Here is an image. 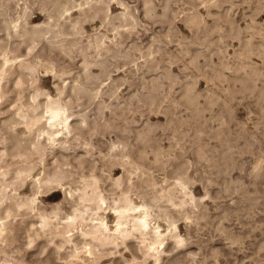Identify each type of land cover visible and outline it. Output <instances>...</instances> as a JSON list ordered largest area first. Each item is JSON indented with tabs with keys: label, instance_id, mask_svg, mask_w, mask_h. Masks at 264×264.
<instances>
[{
	"label": "bare ground",
	"instance_id": "6f19581e",
	"mask_svg": "<svg viewBox=\"0 0 264 264\" xmlns=\"http://www.w3.org/2000/svg\"><path fill=\"white\" fill-rule=\"evenodd\" d=\"M33 1H35V0H33ZM223 2H225V0H213L209 5H216V6L222 5V6H224L222 4ZM241 2L242 1H240V3ZM253 2L254 1H252V3ZM232 3H235V2L233 1ZM236 3H238V2L236 1ZM245 3H247V2L245 1ZM261 3H263V2L261 1ZM261 3H260V5H261ZM225 5H227V4H225ZM232 5H234V4H232ZM120 6H123L122 3ZM192 6H191V8L196 7V6H194V7H192ZM167 7H168V2H166L165 5L162 7L163 8L161 11L162 13L158 15L157 12L155 11V7L152 3V0H143L142 1V7H141V13L143 14L144 17H146V19L147 18L152 19L155 16H162L163 17V16L167 15ZM256 7H258V6H256ZM206 8H204V9H206ZM212 8H214V7H210L209 9H212ZM195 9H197V7ZM40 10L45 13L44 19L40 23L29 24L27 21L28 7L26 5L23 6L21 11H19L16 16L4 17L3 8L1 7V4H0V17L2 16V19H1L2 22H1L0 30L3 31V34L0 35V56H1V59H0V99L3 98L2 96L5 94V91H3L4 84L6 85L7 81H9L10 79H13V82H14V83L12 82L13 84L10 85V88L13 92H16L15 95L17 96L15 99V104L13 105L14 108H11L9 106L13 110H11L10 114L7 117L2 118L0 120V130H4L5 133L7 134L6 138H0V143H4V142L8 143V148H7L8 150L7 149H1L3 146L0 147V161L5 162V160H6L5 158L8 154L12 155L13 158H16V159H12L11 161H8L5 165V167H3L0 164V264H20V263L14 261L12 259V256L10 255V253L14 252L16 250H14L12 248L7 249L6 248V244H7L6 240H8L9 234L11 232H13V229H14L13 219H14V217L16 215L23 214V213H25L29 217L35 218V220L28 221V223H27L28 226H26L27 228H25L26 229V236L28 238V241H27L26 246H25V251H27V248L29 246H31L32 242L34 240H36L38 237L43 236L47 239H49V238L51 239L52 236H54V237L58 236L60 238V241L58 243H56V241L53 243L54 244V251L57 254H59L60 249L62 247H64L65 245L70 246L69 252L68 253L66 252L67 253L66 256H63L64 262L61 264H96L99 262L100 258H102L103 256L108 255V254H117V253H118L119 257L123 259V264H130L131 261L132 262L134 261L137 264H147L146 261L149 258L152 260V264H163V261L165 259V253L172 250V249H175L179 246H182L185 243V239H186L183 237L184 235L183 236L181 235L182 233L180 234L177 231L178 226L176 224L177 223L176 222L177 218L175 216L176 211L173 212L172 211L173 209L171 210L170 207L180 208V210L184 214L183 217L185 216L186 219L189 218V220L192 219L194 222H200V221L207 222L208 219L206 218L207 217L206 213L203 212V211H205L204 210L205 206H204V203L202 202L203 198H200L201 196L196 197L191 192L192 188L189 189V186H188L190 179L185 174V173H187V170L185 171V173L181 170L182 166L185 162L183 164H182V162L180 164L179 163L174 164L171 167L170 161H172L173 158L170 161L168 160L169 161L168 163H170V164L165 162L168 159L167 157L169 154L167 152L169 150L167 149L168 151L166 150V152L164 153V155H166V153L168 154L167 157H164V158H166V160L164 161L162 156H163V152L165 150L162 151L161 148L163 146L160 148L159 145L158 146L155 145L158 148L153 149L151 151V153H153V157H152L153 160H150L151 159L150 158L148 161L147 158L150 155V154L148 155V150L143 148L142 146L141 147L139 146V148H137V146L140 145V143H142L144 145L147 143L146 145H148V141L151 142L150 133H151V129H153V127L150 125L151 123L147 124L146 120L145 121H146L147 126L145 129L140 127L142 125L141 124L139 126L140 130L138 128V131L137 132L135 131L136 134L133 132L135 134L134 140H136V142L137 141L140 142L137 146L135 145L137 148L136 152L132 150L133 153H135V156L131 155V150L128 147V142L120 139V137H122V136L119 137L117 135L119 137V138L117 137L118 140L117 139L115 140V138H116L115 137L114 138L115 141L111 143L110 152L108 153V157H112V158H110L111 164H113V163L114 164L117 163L118 165L120 164V166H122L123 171H124V175L121 174V172H120L121 175H119L117 177L115 175V177L113 176L114 177L113 178L110 175V173H112V171L110 172L111 167H110V169H108L107 175L109 176V181H110L109 183H110L111 187L112 186L115 187V189H110V191L108 190L110 193H112V196L110 195V197H109L103 193V182H102L103 179L101 178V176L97 172L95 173L94 171L89 175V177H86V175L85 176L81 175L80 180H77L76 182L75 181L69 182V185L62 190L64 193V200L70 206V209H68V211L65 213L61 212V205L59 203H56L55 205L51 206V208L48 210L43 205L42 199L40 198V194L46 193L45 191H47L50 188L63 185L64 181L67 180L71 176V172L67 169L68 167L65 169L63 167V164H66V162L69 161L66 158L67 153L64 151H67V150L70 151V149L72 148V145H71L72 140L79 141V143H84L85 145H89V147H90V145H91L90 137H92L94 134H98V131L100 129L103 131H105V130L110 131L111 130V132L113 133L114 130H112V129L115 128V126L117 124L113 125L110 120L105 119L106 117H104V119L106 120L104 122H102L101 120H97V118L99 119L100 117L107 116V114L104 115V111L106 108H111L110 101H109V104H107V102H105V101L102 102L101 96H103L104 93H106L107 95L109 94V96H116V94H119V93H117V89H119V87H118L119 85H117V81H119L120 78L119 77L113 78L111 76L112 64L116 67V69H118L119 66L115 65L113 61L121 60L123 64L124 63H128V64L132 63L136 69L143 66L146 68L147 72L152 73L150 75V77L148 79H146V77L144 75V74H146V72H145L142 75V79H143L142 82L139 79L140 80L139 83H141L140 84V86H141L140 90H143L144 92L146 90V93L148 91V93L146 94L145 97L147 99H149L150 102H152V103L156 99V95L158 93V90H160V87H159L160 82L159 81H160V79H162L161 77L173 79L174 74L172 73V71L169 70L170 68L165 69L164 71L162 70L163 72L160 73L161 75L154 74L157 71L158 72L160 71V70H158V68H159V63H161L160 62L161 60L160 61L157 59L155 60L156 54L153 55L155 51L157 52L161 49L159 46L156 47L157 42L154 43L155 48L152 47V44L149 45L148 47L146 44V48L144 47L145 48L144 50H142L140 47H138L137 44H135L134 42H127L128 38L132 35L133 30L135 29V27L138 24V18H137V15L135 14V9H133L131 7L125 6V7H123V9L121 11H119L117 13H112L108 0H45V1L40 2ZM207 10H208V8H207ZM262 10H264V9H262ZM191 11H192V9H191ZM73 12H76V14L73 15ZM193 12H194V9H193ZM214 12H216V11H214ZM214 12H213V14H214ZM255 12L256 11H254V13ZM211 14L212 13H210V16H211ZM216 14H217V12L214 15H216ZM186 15H187V13H186ZM203 15H204V13H203ZM220 15H222V14H220ZM249 15H251V14H249ZM201 16L199 14H196V13H192V14L186 16V21H185L186 24L184 23V25H187V24L191 25V26L194 25L192 27H195V26L197 27L196 30L199 32L200 36H201L200 33H202L203 35L205 34L204 36L202 35V38L198 37V40H196V41L193 40L190 43L193 44L194 46H196L197 44L205 45V47L207 49L211 45L210 44L211 40H207V39H209L207 37L210 36L211 33H213L212 35H214L216 33V31H218V28L220 29V26L217 27L212 22L213 27L211 26L212 27V28L210 27L211 29H209V28L208 29H205V28L202 29L201 27L206 26V25L204 22L205 20H203ZM144 17H142V18H144ZM220 17H221L220 19H223V22H230V20H231V19L229 20L227 18L228 21L227 20L224 21L225 17L224 18H222V16H220ZM253 17H255V15ZM218 18H219V12H218ZM205 19H207V18H205ZM96 20L99 22V26L104 28V31L99 30V29H95L93 32L88 33L86 31V28H85V23H93ZM150 22H147V23H150ZM214 22H216V21H214ZM232 22H233V19H232ZM249 22L251 23V21H249ZM252 22H253V24L256 23V21L255 22L252 21ZM141 23H142V21H141ZM143 23H142V26L144 25V27H145V24H143ZM235 24H237V22ZM257 24H255V25H257ZM188 25H187V27H188ZM218 25H220V24H218ZM227 25H228V23H227ZM231 26H232V24H231ZM235 26L237 27V25H235ZM245 26H246V24H245ZM192 27H191V29H192ZM233 27H234V25L232 27H229V28H232L233 33H234V30H236L237 28L234 27L235 28L234 29ZM241 27L243 28V26H241ZM171 28H172V26L169 27L168 31L171 30ZM222 28L223 27L221 25V30H225V27L223 29ZM146 30L147 29L145 28V31ZM228 30H231V29H228ZM239 30H240V28H239ZM220 31H218L217 33H219ZM108 32H110L111 36L109 35ZM134 32H135V30H134ZM231 32H232V30H231ZM255 32H257V34H258V32H260V30L259 31L255 30ZM224 33H226V31ZM229 33L230 32L228 31V33H226V34H229ZM253 33H254V30H253ZM191 34H192V31L190 33V36H191ZM263 34H264V32H263ZM155 35H157V34H155ZM212 35H211V37H212ZM215 35H217V34H215ZM225 35L223 37L227 36V35L226 36ZM230 35H231V33H230ZM254 35H256V34H254ZM162 36L165 37L166 39H168L169 41L172 40L169 33H164ZM183 36H185V35H183ZM186 36H188V35H186ZM196 37H194V38H196ZM227 37H229V36H227ZM232 37L235 38L234 36H232ZM241 37H243V36H241ZM261 37H263V35ZM218 38H219V36H218ZM138 39H139V37L137 38V40ZM185 39H182V40H185ZM148 40L150 41V39H148ZM153 40L159 42L160 37H153ZM182 40H181V43L183 44ZM11 41L16 42V45L14 46L15 49H18L21 45H23L26 48H29V50L26 52V56L31 55V53L33 52V49L36 47V44H35L36 42L37 43L43 42L44 44H46L47 49L49 51H56L60 55H63L66 57H72V55L74 53H77L81 56L79 69L75 75H71V68L69 67V64H62L56 70L55 62L51 59L45 60L42 62L41 61L40 62H34L33 60L31 61L30 59H28L27 57L18 58V56H14L11 58L7 55V53L10 50L9 43ZM169 41H168V43H169ZM187 41L188 40L186 39V41H184V42H186L188 44L189 42H187ZM216 41L219 42V39L216 38ZM160 43H161V41H160ZM186 43H184V44H186ZM221 43L224 44L223 42H221ZM149 44H150V42H149ZM176 44H177V41H176ZM225 44H226V42H225ZM242 44H241L242 45L241 49L237 52L238 63L234 67V69L238 72L243 71L242 76L240 75V76H236V78H234L235 80H238V82L240 83V84L238 83L239 85H242V82L243 83L246 81L248 82V80L251 82V81H254L256 78H259L258 76L261 74V72L263 70V69L259 70L258 67H256L254 64L249 62L250 55L254 52V44H253L252 39L248 37V39L245 40ZM159 45H161V44H159ZM260 45H262V44H259L258 47H260ZM162 47L166 48L164 45ZM196 47H198V46H196ZM214 47H216V45ZM219 47L220 46H218V50H219ZM258 47H256L257 51H258ZM262 48L264 49V47H262ZM262 48H261V50H263ZM225 49H226V47H224V51H225ZM218 50H217V52L220 51L219 54H221V57L219 55V57L217 58V60L219 59V61H220V63H219V61H217L219 64L218 67H215L213 64H212L213 65L212 66L209 63L210 65H208L209 66L208 68L214 73V74H211V73L209 74L210 76H212V75L214 76L211 79H215V76H216V78L218 80H221V82H222V79H224L225 75H226V73L224 74V69L229 68V63H227L228 61L226 60V58H225V60L227 62L224 60V57L222 55L223 51L221 49L219 51ZM133 51H139L140 52V56H143V58H144L143 63L139 64L137 62V57L133 54ZM165 51H166V49H165ZM168 52L169 51H166V53H168ZM175 52H174V54H177ZM188 52H189L188 47L182 48L180 50V54L183 56H185L184 54H187ZM213 52L215 53L216 51L212 50L211 53H213ZM198 53H199V51H196V53L194 55L189 53L191 55V57H190V55L187 54V56L190 57V59L188 61L190 64H193L192 65L193 67H194V65H198V64L200 65V63L198 62ZM205 53L206 52H204V54ZM226 53H228V52H226ZM211 55H215V54H211ZM226 55H228V54H226ZM154 56H155V58H154ZM215 56L217 57V55H215ZM263 56H264V54H263ZM206 57H208V56H206ZM168 58L171 59L172 57L169 56ZM203 58H205V57L203 56ZM210 58H211V56H210ZM230 58H231V56H230ZM233 58H234V56H233ZM175 59H176V57H175ZM178 61H181L180 57H179ZM188 61H184V62H188ZM204 61H202V63ZM197 62H198V64H197ZM208 62H210V61H208ZM211 62H212V60H211ZM254 63L256 64L257 62H254ZM263 63H264V60H263ZM263 63H261V64H263ZM232 64H233V62H232ZM203 65L206 66L205 62H204V64L201 65V68H204ZM233 65H235V64H233ZM165 66H167V63ZM179 66H181V65L179 64ZM40 68H43L44 72H47V73H48V71H51L53 73L56 81H59V83H57L54 86L56 88L55 89L56 93H53V94H55V95H52L51 92H49L48 90L42 89L41 86L39 85L41 82L38 84V81H40V80L36 76L37 75L36 73L39 71ZM94 68H96L97 70H94ZM121 68L124 69L123 67H121ZM209 69H207V70H209ZM210 70H209V72H211ZM231 70H233V69H231ZM128 71H129V69H128ZM200 71H202V70H200ZM205 73H203V75ZM206 74H208V73H206ZM231 75H233V74H231ZM234 75H237V74L234 73ZM260 76H262V75H260ZM54 77H51V78H54ZM67 78H69V79H67ZM136 78H137V75H136ZM176 78H177V76L174 78V81ZM105 80H108V81H106V83L104 84ZM204 80H205V78H204ZM207 80H209V78ZM124 81H126V79ZM167 81H169V80H166L165 84L167 83ZM209 81L212 82V80H209ZM215 81L216 80H213V83ZM256 81H260V80H256ZM232 83H233V81H232ZM232 83L230 85H232ZM24 84H30L29 87L32 88L31 91H29L28 93H25L26 95L23 93V91H24L23 88H22V90H19V88ZM160 84H162V83H160ZM226 84H229L228 81ZM244 84H247V83H244ZM183 85H184V83H183ZM230 85H228V86H230ZM260 85H261V83H260ZM102 86H106V88L103 89ZM163 86H165V85H163ZM169 87H170V85H169ZM173 87H174V85H173ZM214 87H216V85ZM220 87L222 88V86H220ZM248 87H250V86H248ZM259 88H260V86H259ZM262 88L264 89V87H262ZM232 89H233V87H231V90ZM133 90H134V88H133ZM136 90L139 91V89H136ZM136 90H134V91H136ZM247 90H248V88H247ZM260 90H259L258 95L262 94V91H260ZM130 92H129V94H130ZM141 92L142 91H140L139 94H141ZM144 92H143V95H144ZM233 92H234V90H233ZM236 92H237V89H236ZM254 92H256V90H254ZM132 93L133 92H131V94H130L131 98H132V99L130 98L131 100H133V98L135 100V97L140 99L141 98L140 96H142V99L144 98L143 95H139L137 92H135L133 94ZM162 93H163V90H162ZM181 93H182V97H183V98H181V100L182 99L184 100L183 102L186 103V107L188 106V107L192 108L193 113H195L199 116L202 115L203 111H205L206 109H209V106H211L213 103H216V101H221V104H222L221 108L223 110H230V105L228 104V101L230 99H232L233 95H234L230 91V89L226 88V86H225L224 91H223V95H224L223 98L218 96V95L216 97H213L211 95H206L205 99H204L205 100L204 104L200 105L198 98L203 94H202V92L195 89V86L193 84L186 83L184 90ZM238 93H237V95H238ZM256 94H257V92H256ZM249 95H251V94H249ZM124 96H126V95H124ZM163 96H165V95H163ZM81 98H83V99L85 98V100L87 102H95L94 103L95 106L92 103V105L95 107L94 113L93 114L91 113L93 115L92 119L89 117V115L87 113L89 111L86 112L88 107L85 106L86 107L85 112H82V110H81L82 103L80 101ZM106 98H108V97H106ZM122 98H123V96H122ZM127 98H128V99H126V101H128L127 105L129 106V104H128L129 103V97H127ZM239 98L240 97H238V99ZM124 99H125V97L123 98V100ZM147 99H145V100H147ZM85 100H84V102H85ZM103 100H104V98H103ZM174 100H175V98H174ZM253 100H255V97ZM112 101H114V98H112ZM258 101H260V100H257V102ZM118 102H121V101H119V98H118ZM136 102H137V99H136ZM138 102H139V100H138ZM171 102H172V100H171ZM183 102H181V103H183ZM230 102H231V100H230ZM137 103H136V106H137ZM152 103H151V106H152ZM176 103H178V102L176 101ZM116 104H117V102H116ZM174 104H175V102H174ZM256 104H258V103H256ZM89 105H91V104L89 103ZM130 105H131V102H130ZM141 105H143V104H141ZM216 105H217V103H216ZM231 105H232V103H231ZM128 106H126V107H128ZM132 107H134V106H132ZM143 107H141L142 112L143 111L146 112L147 110L146 109L143 110ZM152 107H154V105ZM155 107H157V106H155ZM176 107H177V105H176ZM180 107H181V105H180ZM162 108H164V107H162ZM174 108H175V106H174ZM91 109H92V107H91ZM115 109H117V108H115ZM122 109H124V108H122ZM128 110L129 109L127 108V111ZM221 110H219V111H221ZM125 111H126V109H125ZM157 111H160V109ZM189 111H190V109H189ZM148 112H149V110H148ZM162 112H165V111H162ZM0 113H1V111H0ZM122 113H123V115L125 114L123 111H122ZM122 113L119 112V115H121ZM166 113L167 112H165V114ZM168 113L171 115L172 112L168 111ZM208 113H209V111H208ZM223 113H224V111H223ZM228 113L227 114L225 113V115L229 118L231 117L230 115H234L233 110L231 112L232 114L228 115ZM112 114L113 115L116 114L114 112V109H113ZM142 114H145V113H142ZM110 115H109V117H110ZM114 116H116V115H114ZM124 116H123V118H124ZM109 117L107 116V118H109ZM130 117L131 116L129 115V118ZM219 117H217V118H219ZM263 117H264V115H263ZM109 119H111V118H109ZM131 119L132 118H130V121H131ZM200 119H202V118L200 117ZM204 119H205V117H204ZM207 119H208V117H207ZM213 119H214V117H213ZM224 120H225V118H224ZM98 121L101 124L104 123L103 129L99 128V130H97L98 126L101 125V124L100 125L98 124ZM124 121L126 122V119ZM212 121H214V120H212ZM217 121H218V119H217ZM134 122L135 121H133V123ZM205 122H207V121H205ZM115 123H116V121H115ZM178 123H180V122H178ZM189 123H190V121H189ZM221 123H220V126H221ZM18 125L19 126L23 125L24 129L22 131H21V129L18 131L17 130ZM124 125H123V127H121L122 125L121 126L117 125L119 127L116 126V129L121 130V133L124 131L129 132V131L133 130V129H129L128 126L124 127ZM142 126H145V125L143 124ZM190 126H192V125H190ZM190 126L188 125V127H190ZM201 126H203V125H201ZM193 127H194V124H193ZM21 128H22V126H21ZM141 128H142V130H141ZM155 128L156 127H154V129ZM215 128H217V127H215ZM263 129H261L260 131H262ZM220 130H222V129H220ZM225 130H223V131H225ZM243 130H241V131H243ZM250 130H252V129H250ZM84 131H85V133H84ZM241 131L239 130L237 132L240 133ZM106 133H103V134H106ZM155 133H156V131H155ZM227 133H225V134H227ZM252 133L253 132H251L249 134L252 135ZM84 134L85 135L87 134V136L88 135L89 136L87 138H84L83 137ZM123 134L125 135V132ZM184 134L186 135V132H184ZM200 134H201V132H199V136H201ZM154 135H156V134H154ZM250 135H248V137ZM103 136H105V135H103ZM151 136H153V133ZM174 136L176 137V134H174ZM195 136H196V134H195ZM227 136H228V134H227ZM240 136H242V135H240ZM132 137L130 138V141H131ZM186 137H188V136L186 135ZM224 137H226V135ZM206 138L208 139L209 137L207 136ZM262 138H263V136H262ZM95 139H94V141L97 140V139L96 140ZM152 139H154V138H152ZM155 139H158V138H155ZM224 139H225V141H227L228 138L227 139L224 138ZM254 139H255V137H254ZM254 139H253V142H254ZM256 139H258V138H256ZM128 140H129V138H128ZM173 140H175V139H173ZM188 140H190V134H189ZM208 140H205V142H207ZM158 141H160V140H157V142ZM170 141L173 142L172 140H170ZM213 141H215V140H213ZM222 141H221V143L218 141V143H220L219 145H222ZM235 141H236V139H235ZM157 142L152 143L153 144V145H151L152 148L154 147V144ZM105 143H106V141H105ZM129 143H132V142H129ZM210 143L208 142V144H210ZM227 143H226V145H227ZM101 144H102V142H101ZM134 144H136V143H134ZM157 144H159V143H157ZM194 144H195V154L197 156V160L199 162L204 161V163H205V161H206V163L210 162L212 164L213 169L217 172V174H220L221 171L224 168H226L227 166L232 167V166H229L230 164L228 165L226 163H220L218 161L219 159H217L216 157L214 158L213 153L210 152V150L208 149L209 146L207 144H205L204 142L202 143L201 140L200 141L197 140V143L195 142ZM93 145H91V147H94ZM104 145L106 146V144H104ZM104 145H102V147ZM171 145H172V143H171ZM207 146H208V148H207ZM223 146H225V142H224ZM246 146L251 147L250 145H248V143ZM91 147H90V149H91ZM230 147H231L230 145H229V148L227 146V150L230 149ZM103 149L105 150L106 148L103 147ZM215 149L214 150L216 152H217V150H219V149H217V147H215ZM225 149H226V147H225ZM233 149H234V147H233ZM233 149H232V152H233ZM235 149H236V147H235ZM69 151H68V153H69ZM174 151L176 152L175 149H174ZM71 152L72 151H70V153ZM92 152H93V150H92ZM95 152L96 151H94V153ZM100 152L102 153L103 151L101 150ZM232 152H231V155H232ZM73 153L74 152L71 153V156H74V155H72ZM218 155H219V153H218ZM35 156H37L39 158L38 163H40L39 165L42 166V172L39 175L34 177L32 172H33V169L35 168L36 165L33 164L32 161H33V158ZM71 156L69 155L68 158ZM102 156H101V158H102ZM170 156H172V155L170 154ZM174 156H176V155H174ZM49 157H50V160H52L51 161L52 164L48 161ZM74 157H75V159L80 158L79 155L74 156ZM260 157H261V155H260ZM62 158H66L67 161L61 160ZM101 158H99V159H101ZM106 158H107V156H106ZM233 158H234V156H233ZM104 159H105V155H104ZM174 159H176V158H174ZM182 159H184V158H182ZM97 160H98V158H97ZM146 160H147V162L153 161L154 165L156 163V165L157 164H158V166L161 165V167L165 166V164L167 163L171 168V173H172V175L170 176L171 180H169L168 177H165L166 179L163 180V183L165 181L166 185L161 184V185H159V187H157V183L154 182L151 179V177L149 178V172H153V170L150 171V167H151L150 163H149L150 167L148 164H145ZM174 161L175 160H173V162ZM184 161H187V159L185 158ZM225 162H227V161H225ZM233 162L235 164L237 163L235 161H233ZM233 162H232V164H233ZM260 163H261V159L259 158L253 166V175H255L256 177L258 176V174L260 175V173H261V172L259 173ZM68 164H69V162H68ZM90 164L91 163H89L88 166ZM235 164H233L234 167H235ZM10 165H14L15 168L11 169ZM90 166L88 168L89 173H90V171H89ZM96 166H97V163H96ZM99 166H100V164H99ZM77 167H75V169ZM262 167H263V165H262ZM153 168H155V167L153 166ZM170 168H169V170H170ZM226 169H227V171H229L228 168H226ZM85 171H83V173ZM167 172H168V170H167ZM224 172H225V174L228 173V172H226V170ZM230 173H228V174H230ZM102 175H103V173H102ZM133 176H136L137 179H139L141 181V184L136 185L134 183ZM164 176H165V174H164ZM261 176H262V174H261ZM28 177H33L32 178V184H31L32 187L30 185L31 191L29 193H24L23 191H21V188H22L23 184L25 183L26 179H28ZM75 177H76V175H75ZM152 177H154V176H152ZM209 177L211 179V176H209ZM153 179H157V178H153ZM205 180H207V179H205ZM241 180L242 179H240V181H238V182L241 183ZM225 182L226 181L224 180V184H225ZM255 182L256 181H254V183ZM202 183H203V181H202ZM212 183H214V182H212ZM233 184H236V183H233ZM252 185H253V183H252ZM26 186H25V188H27ZM202 186H203V184H202ZM226 186H228V185H226ZM147 187L150 188V190L146 191L145 189H147ZM219 187H221V185ZM222 187H223V185H222ZM237 188H239V187H237ZM240 188L242 189V187H240ZM226 189L223 188V190H226ZM256 189H257V187H256ZM132 191L137 193V195L140 197L139 202H135V200L131 198L130 192H132ZM205 191H206V189H205ZM227 191H228V189H227ZM227 191H226V193H227ZM238 191H239V189H238ZM222 193H224V192H222ZM230 193H232V192H230ZM248 193H249V191H248ZM256 196L257 195H250L249 194V195H246V198L248 200H253L254 197H256ZM45 197H47V196H45ZM211 198H212V196H211ZM216 199H218V198L216 197ZM255 200L258 201L257 198ZM235 201L236 200H234V202ZM239 202H241V201H239ZM250 202H252V201H249V203ZM254 202H253V204H254ZM162 203H164V204L167 203L168 206L163 205ZM249 203H248V205H250ZM215 204H216V202H215ZM241 205H243V203H241ZM187 206L191 207V210L186 209L183 211L184 207H187ZM253 206H255V205H253ZM108 213L112 214V217H113L112 224H109ZM208 213H210V211ZM221 214H222V212H221ZM239 214H240V212H239ZM209 215L210 214H208V217H209ZM228 215H229V213L227 214L226 212H223L222 216L226 217ZM177 216H179V214ZM159 217H161L166 222L167 227L165 230L161 229V225H160L161 223H159L157 221V218H159ZM217 217H219V215ZM179 218H180V216H179ZM225 219H224V221H225ZM187 221H188V219H187ZM208 221H211V219ZM21 222H23V219L20 220V223ZM36 223H37V225H36ZM205 226H207V225H205ZM187 227H189V225ZM258 228H260V227H258ZM216 229L220 230L221 232L228 235V237H229L228 240H232L234 242L240 240V238L238 236L230 235V234L226 233V230L222 226H217ZM254 229H256V228H254ZM11 235H12L11 237L13 238L14 237L13 233ZM185 237H186V235H185ZM25 239H26V237H25ZM168 240H170L171 242L169 243ZM133 241L135 242V244H134L135 250H133L131 248ZM10 244H12V243H10ZM257 245H259V243ZM181 248H184V247H181ZM213 249L214 250H212L210 252V254L208 256H206L207 258H215L217 252H216L215 248H213ZM65 250H66V248H65ZM123 250H128L130 252V254H131L130 259L126 258ZM41 251H43V250L40 249L39 252H41ZM170 253H171V251H170ZM177 258H178L177 254H174V255L171 254L170 260H172V262L169 264H178V263H180V264L185 263L186 264V262H183L182 259H180V261H173L175 259L177 260ZM212 261H213V259H212ZM115 262L116 261H114V263ZM117 263L120 264V262H118V261H117Z\"/></svg>",
	"mask_w": 264,
	"mask_h": 264
},
{
	"label": "rangeland",
	"instance_id": "374dc122",
	"mask_svg": "<svg viewBox=\"0 0 264 264\" xmlns=\"http://www.w3.org/2000/svg\"><path fill=\"white\" fill-rule=\"evenodd\" d=\"M41 1H45V0H35V1H33V0H0V4H1V7L3 8L4 17L16 16L18 14V12L21 11L23 6L26 5L28 7V14H27L28 23L29 24H37V23H40L45 17V13L40 10V2ZM108 1H109V4H110V8H111L112 13H117V12L121 11L123 9V7H125V6L135 9V14L137 15V18H138V24H137V26L134 29L136 33L133 30L132 35L128 38L127 42H134L142 50H144L146 48V44H147V47L152 44V47L155 48L154 47V43L157 42L156 43V47L159 46L161 49L159 51H157V52L155 51L153 55L156 54L155 55L156 58L154 56L155 60L156 59L159 60V61L161 60L160 61L161 63H159V68L160 69L158 68V70H160V71L159 72L157 71L154 74L161 75L160 73H162L165 69H169L170 68L169 70L172 71V73L174 74V78L176 76H177V78L174 81V78L173 79H168V78L161 77L162 79H160V81H159L160 83H162V84L159 83L160 90H158V93L156 95V99L152 103V102H150L149 99H147L145 97L146 94L148 93V91L146 93V90H145V92L143 90H140L141 89L140 88L141 87L140 86L141 83H139L140 80H141V82L143 81L142 75L145 72H146V74H144V75H145L146 79H148L152 73L147 72L146 68L143 67V66H141L138 69H136L135 66L132 63H130V64L124 63L123 64L121 60L113 61L115 65L119 66L118 69H116V67L113 64L111 66V76L113 78H117V77L120 78V80L117 81V85H119L118 86L119 89H117V93H119V94H116V96H109V94L107 95L106 93H104V95H103L104 97L101 96L102 102L105 101V102H107V104H109V101H110L111 108H106L105 111H104V115L107 114V116L109 117V115L111 114L110 117H109L111 119L107 118V116H103V117H100L99 119L97 118V120H101L102 122H104L106 120H110L113 125H116V124L119 125V126L122 125L121 127H123V125L125 124L124 127L128 126L129 129H133V130H131L129 132L128 131H124L125 132V135H124L123 134L124 132L121 133V130L116 129V126H117L116 125L115 128L112 129V130H114L113 133L111 132V130L110 131L109 130L103 131V130L100 129L101 130L100 131L99 128L103 129L104 128V123L101 124L98 121V124L99 125L101 124L100 125L101 127L98 126L97 130H99L101 133L98 131V134H94L92 137H90V143H91V145L94 144L93 145L94 147H91V145H90V147H91V149H90L89 145H85L84 143H79V141L72 140L71 141V145H72L73 149L71 148L70 151L74 152L72 155H74V156L79 155L80 158L79 159H75L74 156H71L72 152L70 153L69 150L64 151V152L67 153V154L66 153L65 154H66V158L69 161H67L66 158H62L61 160H66L67 161L66 164H63V167L65 169L68 167L67 169L71 172V176L67 180L64 181L63 185L50 188L47 191H45L46 193L40 194V198L42 199L43 205L49 210L51 208V206L55 205L56 203H59L61 205V212L62 213L67 212L68 209H70V206L64 200V193H63L62 190L69 185V182H74V181L76 182L77 180H80L81 175H84V176L86 175V177H89V175L93 171L95 173L97 172L101 176V178L103 179V181H102L103 182V193L106 196H109V197H110V195L112 196V193H110L109 191H110V189H115V187H113V186L111 187V185L109 183L110 182L109 181V176L107 175L108 169H110V167H111L110 172L112 171V173H110V175L112 177L113 176L115 177V175H116V177L121 175V174L124 175V171H123L122 166H120V164L119 165L117 163H115L116 165L114 163L111 164L110 158H112V157H108V153L110 152L111 143L114 142L116 139L118 140V138L120 136H122V137H120L121 140H125V141L128 142V147L131 150V155L132 156H135V153H133V151L136 152V150H137V148H139V146L140 147L142 146L143 148L147 149L148 150V155L150 154L149 157L147 158L148 161H149L150 158H151L150 160H153V158H152L153 157V153H151V151L153 149L158 148L157 147L158 145L160 146V148L163 146L161 149H162V151L165 150L163 152V156H162L164 161L166 160V158H164V157H167L168 154H169L168 157H167L168 159L165 162L168 163L170 160H172V158H173V160H175L174 161L175 163L173 162V160L170 161V163H171L170 166L171 167L174 164H178V163L180 164L181 162L183 164L185 162L183 164L181 170L184 173L187 170V173H185V174L190 179L189 180V184H188L189 189L192 188L191 192L196 197H200L201 196L200 198H203L202 202L204 203V206H205L204 210L206 211V212L205 211H203V212L206 213V215H207L206 218L208 220H210V219H211V221L213 220L212 222L208 221V220H207V222H204V221L194 222L192 219L189 220V218H187L188 219V221H187L186 217L185 216L183 217L184 214L180 210V208H178V207H170L171 210L173 209L172 210L173 212L176 211L175 212L176 214L175 213L174 214H175V216L177 218V221H176L177 222L176 224L178 226L177 227L178 228L177 231L180 234L182 233L181 235L182 236L184 235L183 237L186 238V239H185V243L182 246H179V247H177L175 249L170 250L171 253H170V251H168L169 253L168 252L165 253V259L163 261V264H169V263L172 262V260H170L171 254L172 255H174V254L178 255L177 260L175 259L173 261H180V259H182V261L186 262V264H264V171H263L264 170V156H263L264 155V139H263L264 138V131H263L264 130L263 129L264 128V117H263V115H264V97H263L264 96V89L262 88V87H264V84H263L264 83V63H263V60H264V56H263L264 51L263 50L264 49L262 48V47H264V38H263L264 37V34H263V32H264V10H262V9H264V0H260V1L259 0H257V1L256 0H251V1L250 0H248V1L247 0H240V1H242L241 3H240L239 0H229V1L225 0V2L222 3L224 6H222V5H220V6L209 5L213 0H175V1L174 0H152V3L154 5V7H155V11L157 12L158 15L162 13L161 12L162 9H163L162 7L165 5L166 2H168L167 15L163 16V17L162 16H155L152 19H149V18L146 19V17H144L143 14L141 13V7H142V1L143 0H108ZM233 1L235 3H232ZM236 1L239 4L236 3ZM245 1L247 3H245ZM252 1H254V2L252 3ZM261 1L263 3H261ZM121 3H122L123 6H120ZM260 3H261V5H260ZM225 4H227V5H225ZM232 4H234V5H232ZM191 6L192 7L196 6L197 9H195L196 7L191 8ZM256 6H258V7H256ZM206 7L208 8V10H207ZM210 7H214V8L209 9ZM204 8H206V9H204ZM191 9H192V11H191ZM193 9H194V12H193ZM208 11L210 13H212L211 16H210V13ZM214 11L217 12V14H216L217 16L214 15L216 13ZM254 11H256V12L254 13ZM213 12H214V14H213ZM218 12H219V18H218ZM186 13H187V15H186ZM192 13L199 14L200 16L202 15L201 17H202L203 20H205L204 22H205V25H206V26H202L201 27L202 29H204V28L205 29H208V28L211 29L213 27L212 22H213V24H215V26H217V27L220 26V29L218 28V31L221 30V25H222L223 28L225 27V30H221L219 33H217L218 31H216V33L214 32L217 35H215V34L212 35L213 33H211L210 36L207 37V38H209L207 40H211V43H210L211 47L209 46V48H207V49H206L205 45L197 44L196 46H198V47H196V46H194L193 44L190 43L193 40L194 41L198 40V37L202 38V35H203L202 33H200L201 36L199 35V32L196 30L197 29L196 26L192 27L194 25L191 26V25L187 24L188 25V27H187V25H184V23L186 24V22H185L186 21V16H188V15H190ZM203 13H204L205 16L203 15ZM75 14H76V12H73V15H75ZM220 14H222V15H220ZM249 14H251V15H249ZM252 15L253 16L255 15V17H253ZM220 16H222V18L225 17L224 21H226V20L228 21V19L229 20L231 19V20H230V22H223V19H220L221 18ZM142 17H144V18H142ZM205 18H207V19H205ZM1 19H2V16L0 17V28H1V22H2ZM232 19H233V22H232ZM213 20L216 21V22H214ZM141 21H142V23L144 22L143 24H145V27H144V25L142 26ZM146 21L147 22L151 21V22L147 23ZM249 21H251L252 24ZM252 21H254V22L256 21L255 24H257V23L258 24L255 25V24H253ZM236 22H237V24H235ZM227 23H228V25H227ZM218 24H220V25H218ZM231 24H232V26L234 25V27L237 28L236 30H234V33H233V29L229 28V27H232ZM245 24H246V26H245ZM235 25H237V27ZM170 26H172V28H171V30L168 31ZM190 26L192 27V29H191ZM241 26H243V28ZM85 28H86V31L88 33L93 32L95 29H99V30L104 31V28L99 26V22L97 20L94 21L93 23H85ZM145 28L147 29L146 31H145ZM187 28L188 29L190 28V29L188 30ZM239 28H240V30H239ZM228 29H231L232 32H231V30H228ZM258 29L260 30V32H258V34H257V32H255V30L259 31ZM190 30L192 31L191 36H190V33H191ZM227 30L231 33V35H230V33L226 34V33H228ZM253 30H254V33H253ZM225 31H226V33H224ZM108 33L111 36L110 32H108ZM164 33H169V35L171 36L172 40L169 41L168 39L163 37L162 35ZM2 34H3V31L0 30V35H2ZM155 34H157V35H155ZM223 34L224 35L226 34L229 37H227L226 35H225L226 37H223L224 36ZM254 34H256V35H254ZM183 35H185V36L188 35V36L185 37ZM211 35H212V37H211ZM262 35H263V37H261ZM218 36H219V38H218ZM230 36L231 37L234 36L235 38H233V37L231 38ZM239 36L240 37L243 36V37L240 38ZM138 37H139V39L137 40ZM153 37H160L161 43H160V41L159 42L158 41H154ZM184 37L188 40L187 41V42H189L188 44L186 42H184V41H186V39ZM194 37H196V38H194ZM248 37L252 39L253 44H254V52L250 55L249 62L254 64L256 67H258L259 70L263 69L262 72L260 71L261 72L260 75H262V76L259 75L258 76L259 78H256L254 81H251L252 83L248 80V82L247 81L244 82V83H247V84H244L242 82V85H239L240 83L238 82V80H235L234 78H236V76H240V75L242 76L243 75V71L238 72V71H236L234 69V67L238 63L237 52L241 49V47L243 45L242 43L245 40H247ZM216 38L219 39V42L216 41ZM148 39H150V41ZM182 39H185V40H182ZM181 40H182L183 44L181 43ZM168 41H169V43H168ZM176 41H177V44H176ZM224 41L226 42V44H225ZM149 42H150V44H149ZM221 42H223L224 44H222ZM158 43L161 44V45H159ZM184 43H186V44H184ZM35 44H36V47L33 49V52L31 53V55H29V56L27 55L26 56V52L29 50V48H26L23 45H21L18 49H15L14 46L16 45V42L15 41H11L9 43L10 50L7 53V55L9 57H11V58L14 57V56H18V58L27 57L28 59H30L31 61L33 60L34 62H40V61L42 62V61L51 59V60H53L55 62L56 70L62 64H69V67L71 68V75H75L77 73V71L79 69L80 60H81V56L79 54L74 53L72 55V57H66V56L60 55L56 51H49L47 49L46 44H44L43 42H38V43L36 42ZM259 44L263 45V46L260 45V47L263 50H261V48L258 47ZM163 45L166 48L162 47ZM215 45H216V47H214ZM218 46H220L219 50L221 49L223 51L222 55L224 57V60L226 58V60L228 62L226 60L225 61L227 63H229V68L224 69V74L226 73V75H225V78L222 79V82H221V80H218L216 78V76H215V79H211L214 76L213 75L210 76L209 74L210 73L214 74V73L208 68L209 67L208 65H210V64L211 65L213 64L215 67H218V65H219L218 62H217V61H219V59L217 60V58L219 57V55L221 57V54H219L220 51L218 50ZM255 46L258 47V51H257V48ZM185 47L189 48V52L187 53L188 55H190V54L194 55L196 53V51H199V53H198V62L200 63V65L197 62L198 65H194V67H193L192 66L193 64H190L189 61H188L190 59L191 55L189 57V56H187V54H184L185 56L180 54V50L182 48H185ZM224 47H226L225 51H224ZM165 49H166V51H169L168 52L169 54L166 53ZM212 50L216 51V52L215 53L214 52L211 53ZM217 50L219 52H217ZM174 52L177 53V54H174ZM204 52H206V53L204 54ZM226 52H228V53H226ZM133 54L137 57V62L139 64L143 63L144 58H143V56H140V52L139 51H133ZM211 54H215V55H217V57L215 55H211ZM226 54H228V55H226ZM205 55L208 56V57H206ZM169 56L172 57V58L174 57V58L170 59V58H168ZM203 56L205 58H203ZM210 56H211V58H210ZM230 56H231L232 59L230 58ZM233 56H234V58H233ZM175 57H176V59H175ZM179 57H180L181 61H178ZM0 59H1V56H0ZM183 60L184 61H188V62H184ZM211 60H212V62H211ZM202 61H204L205 65H206V66L203 65L204 68H201V65L204 64V62L202 63ZM208 61H210V62H208ZM232 62L235 65H233ZM254 62H257V63L255 64ZM166 63H167V66H165ZM219 63H220V61H219ZM261 63H263V64H261ZM179 64L181 66H179ZM121 67H123L124 69H122ZM40 69L36 73L37 74L36 76L40 80V81H38V84L41 82L39 85L41 86L42 89L48 90L49 92H51L52 95H55V94H53V93H56V90H55L56 88L54 86L57 83H59V81H56V79H55V77H54V75H53V73L51 71H48V73H47V72H44L43 68H40ZM128 69H129V71H128ZM207 69H209L211 72H209V70H207ZM231 69H233V70H231ZM94 70H97V69L94 68ZM200 70H202V71H200ZM202 72L203 73L206 72L208 74L205 73L203 75ZM234 73H236L237 75H234ZM231 74H233L234 76L231 75ZM136 75H137V78H136ZM51 77H54V78H51ZM203 77L205 78V80H204ZM208 78H209V80H212V82L207 80ZM67 79H69V78H67ZM125 79H126V81H124ZM10 80L7 81L6 85L4 84V87H3V91H5V94L2 96L3 98L0 99V111H1L0 120L2 118L7 117L10 114L11 110H13L11 108H14L13 105L15 104V99L17 97L15 95L16 92H13L11 90V88H10V85H12L14 83L13 79H10ZM166 80H169V81H167V83L165 84ZM213 80H216V81L213 83ZM256 80H260V81H256ZM106 81H108V80H105L104 84L106 83ZM227 81H228L229 84H226ZM232 81H233L234 84L232 83ZM183 83H184V85H183ZM186 83L193 84L195 86V89H197L198 91L202 92L203 95H201L198 98V101H199L200 105L204 104V101H205L204 99H205L206 95H211L213 97H216L218 95V96L223 98L224 97L223 91H224V87L226 86V88H229L230 91L234 94L233 98L230 99L231 102H230V100L228 101V104L230 105V110L231 111L230 110H223L221 108L222 107L221 101H216L217 105H216V103H213L211 106H209V109H206L205 111H203L202 115L199 116V115L193 113L192 108H190L188 106L186 107V103L183 102L184 100L183 99L181 100V98H183L181 92H183ZM231 83H232V85H230ZM260 83H261V85H260ZM214 84L216 85V87H214L215 86ZM163 85H165V86H163ZM169 85H170V87H169ZM173 85H174V87H173ZM228 85H230V86H228ZM22 86L19 88V90H22V88H23V90H24L23 93L24 94L28 93L29 91L32 90V88L29 87L30 84H24ZM220 86H222V88ZM248 86H250V87H248ZM259 86H260V88H259ZM231 87H233L232 90H231ZM246 87L248 88V90H247ZM102 88L105 89L106 86H102ZM133 88H134V90L139 89V91H137V90L134 91ZM236 89H237V92H236ZM253 89L256 90L257 94H256V92H254ZM129 90L131 92H133V93L137 92L138 94L140 93V91H142L141 94H139V95H143V92H144V95H143L144 98L142 99V96H140L141 97L140 99L135 97V100H134V98H133V100H131L132 99L131 95H130L131 92ZM162 90H163V93H162ZM233 90H234V92H233ZM259 90L262 91L261 95H258ZM129 92H130V94H129ZM237 93H238V95H237ZM240 94L241 95L243 94L242 95L243 97ZM249 94H251V95H249ZM124 95H126V96H124ZM163 95H165V96H163ZM122 96H123V98L125 97L124 100H123ZM106 97H108V98H106ZM127 97H129V103H128L129 106L127 105L128 101H126V99H128ZM238 97H240V98L238 99ZM254 97H255V100L257 99V100H260V101L257 102V100L256 101L253 100ZM103 98H104V100H103ZM112 98H114V101H112ZM118 98H119V101H121V102H118ZM174 98H175V100H174ZM136 99H137V102H138V100H139V102L140 101L141 102L137 103ZM145 99H147V100H145ZM84 100H85V98L84 99L81 98V100H80L81 103H82L81 110H82V112H85L86 107H88L86 112L87 111L90 112V113L89 112H87V113H88L89 117L92 119V117H93L92 114L94 113V110H95V107H94L95 106V104H94L95 102H87L86 100L84 102ZM171 100H172L173 103L171 102ZM176 101L178 103H176ZM116 102H117V104H116ZM130 102H131V105L134 106V107H132L130 105ZM174 102H175V104H174ZM181 102H183V103H181ZM89 103L91 105H89ZM92 103H93L94 106L92 105ZM136 103H137V106H136ZM151 103H152V106L154 105V107L151 106ZM231 103H232V105H231ZM256 103H258V104H256ZM141 104H143V105H141ZM176 105H177V107H176ZM180 105H181V107H180ZM126 106H128V107H126ZM155 106H157V107H155ZM174 106H175L176 109L174 108ZM91 107H92L93 110L91 109ZM141 107H143V110L146 109L147 111L146 112L145 111L142 112ZM162 107H164V108H162ZM115 108H117V109H115ZM122 108H124V109H122ZM127 108L129 109L128 111H127ZM188 108L190 109V111H189ZM113 109H114V112L116 113L114 115H116V116H114L112 114ZM125 109H126V111H125ZM156 109L157 110L160 109V111H157ZM148 110H149V112H148ZM207 110L209 111V113H208ZM219 110H221V111H219ZM232 110H233L234 115H230L231 116L230 118L227 117L225 115V113L227 114L229 112L228 115L232 114L231 113ZM122 111L126 115L127 114L128 115L126 116L124 114L126 116L125 117L123 115ZM162 111H165L167 113L165 114V112H162ZM168 111L172 112L171 115L168 113ZM223 111H224V113H223ZM119 112L122 113V114L119 115ZM142 113H145V114H142ZM129 115L131 116L130 118H132L131 119L132 122L130 121ZM123 116H124V118H123ZM212 116L214 117V119H213ZM104 117H106L105 118L106 120L104 119ZM200 117L202 119H200ZM204 117H205V119H204ZM207 117H208V119H207ZM217 117H219V118H217ZM224 118H225V120H224ZM125 119H126V122L124 121ZM217 119H218V121H217ZM145 120L147 121V124L151 123L150 125L153 127V129H151V133H150L151 142L148 141V145H146L147 143L144 145V144H142V143H140L138 141H137L138 142L137 143L136 140H134L135 139L134 136H135L136 132L138 131V128H139V130H140V127H142L143 129L146 128L147 124H146ZM212 120H214V121H212ZM115 121H116V123H115ZM133 121H135V122L133 123ZM189 121H190V123H189ZM205 121H207V122H205ZM178 122H180L181 124L178 123ZM223 122L224 123L226 122L227 124L226 123L224 124ZM192 123L194 124V127H193ZM220 123H221V126L223 125L222 127L220 126ZM141 124L142 125L144 124L145 126H142ZM188 125L189 126L192 125V126L188 127ZM201 125H203V126H201ZM21 126H22V128H21ZM21 126L18 125V127H17L18 131L20 129H21V131L24 129V126L23 125H21ZM119 126H117V127H119ZM154 127H156L155 128L156 130L154 129ZM215 127H217V128H215ZM142 128H141V130H142ZM220 129H222V130H220ZM250 129H252V130H250ZM261 129H263V130L260 131ZM223 130H225V131H223ZM239 130L240 131L243 130V131L238 133L237 131H239ZM155 131H156V133H155ZM184 132H186V135L188 137H186ZM199 132H201V134H200L201 136H199ZM251 132H253L255 135L253 133H252V135H250L249 133H251ZM84 133H85V131H84ZM103 133H106V134H103ZM152 133H153V136H151ZM225 133H227L228 136ZM154 134H156V135H154ZM174 134H176V137L174 136ZM189 134H190V140H188L189 139ZM195 134H196V136H195ZM103 135H105V136H103ZM225 135H226V137H224ZM240 135H242V136H240ZM248 135H250V136L248 137ZM6 136H7V134L5 133V131L4 130H0V138H6ZM88 136H87V134L83 135L84 138H87ZM207 136L209 137L208 138L209 140L206 138ZM262 136H263V138H262ZM131 137H132V139L130 141ZM254 137H255V139H254ZM114 138H115V140H114ZM128 138H129V140H128ZM152 138H154V139H152ZM155 138H158V139H155ZM224 138H226V139L228 138L227 141H225ZM252 138L254 139L255 143L253 142ZM256 138H258V139H256ZM94 139L96 141H94ZM173 139H175V140H173ZM235 139H236V141H235ZM157 140H160L161 142L160 141L157 142ZM170 140H172L173 142H171ZM197 140L198 141L201 140L202 143L204 142L205 144H207L209 146V148H208V146H207V148L210 150V152L213 153V157L214 158L216 157L217 159H219L218 161L220 163H226L228 165L230 164L229 166H232V167H228V166L226 167V168H228L229 171H227V169L224 168L221 171L220 174H217V172L213 169L212 164L210 162L207 161L208 163H206V161H205V163H204V161L203 162L200 161L201 162L200 163L197 160V156L195 154V144L194 143L195 142L197 143ZM205 140H208V141L205 142ZM213 140H215V141H213ZM105 141H106V143H105ZM218 141L220 143L222 141V145H219L220 143H218ZM101 142H102V144H101ZM129 142H132V143L134 142L136 144H134V143L132 144V143H129ZM154 142H157L159 144L155 143L154 144L155 148L154 147L152 148L151 145H153L152 143H154ZM208 142L209 143L211 142L210 143L211 145L208 144ZM224 142H225V146H223ZM139 143H140V145H138ZM171 143H172V145H171ZM226 143H227V145H226ZM247 143L251 147L246 146ZM104 144H106V146ZM102 145H104L103 147L106 148L107 150L106 149L104 150ZM135 145L136 146L138 145L137 148H136ZM155 145H157V146H155ZM229 145L231 147H230V149H228L229 150L228 151L227 150V146L229 148ZM0 147H2L1 149H7L8 148V143L7 142L6 143L5 142L4 143H0ZM210 147L211 148L213 147V148L211 149ZM215 147H217V149H219V150H217V152L215 151L216 150ZM225 147H226V149H225ZM233 147H234V149H233ZM235 147H236L237 150L235 149ZM174 149L176 150V152L174 151ZM232 149H233V152H232ZM92 150H93V152H92ZM101 150L103 151L102 153L100 152ZM166 150L168 151L167 152L168 154L166 153V155H164ZM68 151H69V153H68ZM75 151L77 153L79 151L80 152L77 154ZM94 151H96V152L94 153ZM231 152H232V155H231ZM218 153H219V155H218ZM68 154L71 157L68 158V156H69ZM170 154L172 156H170ZM104 155H105V159H104ZM174 155H176V156H174ZM260 155H261V157H260ZM101 156H102V158H101ZM106 156H107V158H106ZM233 156H234L235 159L233 158ZM97 158H98V160H97ZM99 158H101V159H99ZM174 158H176V159H174ZM182 158H184V159H182ZM185 158L187 159L188 162L184 161ZM259 158L261 159L259 173L260 172L261 173H260V175L258 174V176L256 177L255 175H253V166H254V164L257 162V160ZM5 159H6L5 162L0 161L1 162L0 164L3 167H5V165H6V163L8 161H11L12 159H16V158H13L12 155L8 154ZM147 160H146V162H147ZM232 160L237 162V163L235 164ZM48 161L51 163L52 160H50V157L48 158ZM225 161H227V162H225ZM38 162H39V158L37 156H35L33 158V161H32V163L36 165L35 168L33 169L34 173L32 172L34 177L39 175L42 172V166L39 165L40 163H38ZM68 162H69V164H68ZM146 162H145V164H148L149 167H150V164H151L150 171L153 170V172H149V178L151 177V179L154 182L157 183V187H159V185H161V184L162 185H166L165 181L163 183V180L166 179L165 177H168L169 180H171L170 176L172 175V173H171V168L168 165L170 163H168V164L166 163L165 166L161 167L160 164H159L160 166H158V164L156 165V163L154 165L153 161H151L152 163L151 162H147L146 163ZM232 162H233V164H235V167L232 164ZM87 163L88 164L91 163L90 164L91 166L89 165L90 166V170H89L90 173L88 172L89 166H88ZM96 163H97V166H96ZM99 164H100V166H99ZM261 164L263 165V167H262ZM153 166L155 168H153ZM75 167H77V168L75 169ZM10 168L13 169V168H15V166L14 165H10ZM169 168H170V170H169ZM160 169L162 171L164 170L165 172L163 171L164 172L163 173ZM167 170H168V172H167ZM225 170H226V172H228V173L231 172V173L230 174H228V173L225 174V172H224ZM83 171H85L84 172L85 174L83 173ZM120 172H121V174H120ZM102 173H103V175H102ZM164 174H165V176H164ZM261 174H262V176H261ZM75 175H76V177H75ZM152 176H154V177H152ZM209 176H211V179H210ZM32 178L33 177H28L29 180L26 179L25 183L23 184V186L21 188V191H23L24 193H29L31 191L30 185L32 184ZM153 178H157V179H153ZM133 179H134V183L136 185L137 184H141V181L139 179H137L136 176H133ZM205 179H207V180H205ZM240 179H242L241 180L242 184L240 182H238V181H240ZM201 180L203 181V183H202ZM224 180L226 181L225 184H224ZM254 181H256L255 182L256 184L254 183ZM212 182H214V183H212ZM233 183H236V184H233ZM252 183H253V185H252ZM202 184H203V186H202ZM219 184L221 185V187H219L220 186ZM222 185H223V187H222ZM226 185H228V186H226ZM25 186L27 188H25ZM236 186L239 187V188H237ZM31 187H32V185H31ZM240 187H242V189ZM256 187H257V189H256ZM223 188H225V189L227 188L228 191H227V189L223 190ZM205 189H206V191H205ZM238 189H239V191H238ZM145 190L146 191L150 190V188L147 187V189H145ZM226 191H227V193H226ZM248 191H249V193H248ZM222 192H224V193H222ZM230 192H232V193H230ZM249 194L250 195H257L259 198L256 196V197H254L253 200H248L246 198V195H249ZM45 196H47V197H45ZM130 196H131L132 199L135 200V202H139L140 201V197L137 195V193L132 191V192H130ZM211 196H212V198H211ZM216 197L218 199H216ZM240 198L241 199L243 198L242 199L243 201ZM256 198L258 199V201L255 200ZM234 200H236L235 201L236 203L234 202ZM239 201H241V202H239ZM249 201H252V202L249 203ZM215 202H216V204H215ZM253 202H254V204H253ZM241 203H243V205H241ZM248 203L250 205H248ZM162 204L168 206L167 203H165V204L162 203ZM253 205H255V206H253ZM188 207L189 206L184 207L183 211L186 210V209L191 210V207H189V208ZM209 211H210V213H208ZM221 212H222V214H221ZM223 212H226L227 214L229 213V215H228L229 217L228 216L223 217L222 216ZM239 212H240V214H239ZM178 214H179L180 218H179V216H177ZM208 214H210L209 217H208ZM218 215H219V217H217ZM22 219H23V222L20 223V220H22ZM224 219H225V221H224ZM30 220H35V218L29 217L25 213L16 215L14 217V219H13L14 229H13V232H11L9 234L8 240H6V243L7 244L9 243L8 245L6 244V248L7 249H11L12 248V249L16 250V251L10 253V255L12 256V259L14 261L20 263V264H44V263L45 264H55V263L56 264H61V263H63L64 262L63 256H66V254L69 252L70 246L69 245H65L64 247L61 248L62 250L60 249L59 254H57L54 251V244L53 243L55 241H56V243H58L60 241V238L58 236H55V237L52 236L51 239L50 238L47 239V238H45L43 236L38 237L36 240H34L32 242L31 246H29L27 248V251H25V246H26V243L28 241V238L26 236V229L25 228H27L26 227V226H28L27 223ZM108 220H109V224H112L113 217H112L111 213H108ZM157 221L159 223H161L160 224L161 225V229L165 230L166 227H167L165 220H163L161 217H159V218H157ZM36 225H37V223H36ZM188 225H189V227H187ZM205 225H207V226H205ZM211 225L212 226L214 225V226L212 227ZM217 226L224 227V229L226 230V233H228L230 235H236V236H238L240 238V240L239 241H235V242L232 241V240H228L229 239L228 235H226L225 233L221 232L220 230H217L216 229ZM258 227H260V228H258ZM254 228H256V229H254ZM12 233L14 235L13 238L11 237ZM185 235H186V237H185ZM25 237H26V239H25ZM168 241H169V243L171 242L170 240H168ZM10 243H12V244H10ZM258 243H259V245H257ZM134 244H135V242L133 241L132 245H131V248L133 250H135ZM181 247H184L185 249L181 248ZM65 248H66V250H65ZM213 248H215V250L217 252L215 258H207L206 256H208L210 254V252L212 250H214ZM40 249L43 250L44 252L43 251L39 252ZM123 252H124L126 258H128V259L131 258V254H130V252L128 250H123ZM212 259H213V261H212ZM114 261H116V262L114 263ZM117 261L120 262V264H123V259L119 257L118 253L117 254H108V255H105L102 258H100L99 262L96 263V264H119V263H117ZM146 263L147 264H152V260L149 258L146 261ZM130 264H137V263L134 262V261L133 262L131 261ZM178 264H180V263H178Z\"/></svg>",
	"mask_w": 264,
	"mask_h": 264
}]
</instances>
